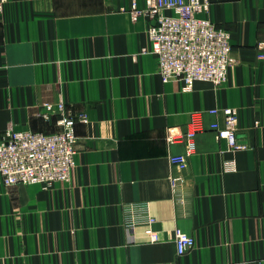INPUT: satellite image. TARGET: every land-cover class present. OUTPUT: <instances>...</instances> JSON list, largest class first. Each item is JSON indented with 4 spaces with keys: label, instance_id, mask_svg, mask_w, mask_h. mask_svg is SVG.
Instances as JSON below:
<instances>
[{
    "label": "crops",
    "instance_id": "obj_1",
    "mask_svg": "<svg viewBox=\"0 0 264 264\" xmlns=\"http://www.w3.org/2000/svg\"><path fill=\"white\" fill-rule=\"evenodd\" d=\"M207 1L201 15L230 31L234 62L226 84L184 91L141 52L151 21L132 18V0H0V135L60 130L47 102L87 118L75 125L68 183L6 186L0 176V264H264V0ZM227 107L238 112L236 150L209 127L224 125ZM194 110L205 129L180 170L170 156L186 144L167 137ZM131 204L156 220L141 221L134 240ZM176 228L195 238L182 255Z\"/></svg>",
    "mask_w": 264,
    "mask_h": 264
},
{
    "label": "built area",
    "instance_id": "obj_2",
    "mask_svg": "<svg viewBox=\"0 0 264 264\" xmlns=\"http://www.w3.org/2000/svg\"><path fill=\"white\" fill-rule=\"evenodd\" d=\"M210 6L207 0H145V7L139 8L136 0H132V18L137 20L145 15L151 21L147 30L149 42L141 52L154 54L163 81H179L184 91L191 90L196 81H209L215 86L226 84L234 62L230 31L201 15L209 12ZM51 105L45 103L52 113L62 114L58 120L60 130L44 132L9 127L0 135V176L6 186L40 184L47 189L56 182L66 184L71 180L78 166L79 137L75 125L78 119L86 122V114L75 116L65 112L63 101L58 108L52 109ZM207 111L217 115L220 110ZM222 111L224 125L214 120L209 127L218 140L226 141L229 150H236L242 146L237 134L238 112L231 107ZM203 115L204 110L192 111L187 130L167 137L170 143L183 140L186 144L185 152L170 156L171 163L180 170L187 168L189 157L197 149V137L205 129ZM224 169L236 170L235 159H227ZM130 208L126 228L134 240L135 228L141 221L152 225L156 220L150 213L138 217L134 213L135 204ZM147 233L151 241L159 240L151 227ZM175 241L179 255L195 246V238L180 228L175 230Z\"/></svg>",
    "mask_w": 264,
    "mask_h": 264
}]
</instances>
